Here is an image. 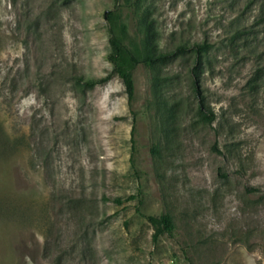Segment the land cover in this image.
I'll return each instance as SVG.
<instances>
[{"label":"rangeland","instance_id":"374dc122","mask_svg":"<svg viewBox=\"0 0 264 264\" xmlns=\"http://www.w3.org/2000/svg\"><path fill=\"white\" fill-rule=\"evenodd\" d=\"M132 3L127 41L146 15L160 50L210 44L200 90L216 119L199 116L191 54L158 70L170 121L146 66L131 102L114 75L83 85L111 72L114 0H0V264H264V87H249L264 0ZM163 213L174 231L155 240L146 216Z\"/></svg>","mask_w":264,"mask_h":264},{"label":"trees","instance_id":"16d2710c","mask_svg":"<svg viewBox=\"0 0 264 264\" xmlns=\"http://www.w3.org/2000/svg\"><path fill=\"white\" fill-rule=\"evenodd\" d=\"M120 1L114 0V7L111 11L106 12L107 29H108V45L109 51L106 55L107 61L111 64V72L106 77L100 79H89L83 82V85L89 89L95 86L103 85L108 79L114 75L120 79L124 93L129 102L134 98L135 83L133 73L135 69L140 66L148 67L152 72V95L155 105L159 108L160 113L164 119L169 120L174 116V106L169 105L168 101L162 95V88L164 80L158 72L159 67L167 64L173 59L191 54L192 65L190 67L191 83L193 93L198 98L199 102V116L204 122H213L216 115L212 110L206 109L204 97L200 90V82L202 76V67L205 63L207 53L210 50V44L207 41L195 43H180L172 49L160 50L158 48V41L156 31L153 26V21L148 19L146 15H141L139 32L141 39L138 41L128 40L126 38V27L119 20ZM131 4L133 11L141 10V12L149 15L148 8L145 6L146 0H134ZM117 29H120L118 31ZM257 66L254 73L249 80V87L251 91H259L264 87V55L257 54ZM154 157L160 156L157 144L152 145L150 149ZM135 196H129L127 199H133ZM119 202V200H117ZM147 221L153 227V239H157L163 234L169 236L174 231V225L171 217L163 213L159 216L149 215L146 216Z\"/></svg>","mask_w":264,"mask_h":264}]
</instances>
